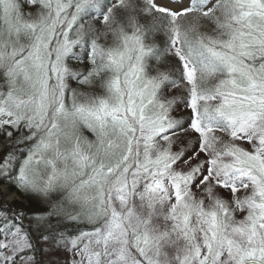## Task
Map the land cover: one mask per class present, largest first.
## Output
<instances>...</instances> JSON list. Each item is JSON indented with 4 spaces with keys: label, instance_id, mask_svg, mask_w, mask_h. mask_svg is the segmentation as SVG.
I'll return each mask as SVG.
<instances>
[{
    "label": "snow or ice",
    "instance_id": "6c2138e0",
    "mask_svg": "<svg viewBox=\"0 0 264 264\" xmlns=\"http://www.w3.org/2000/svg\"><path fill=\"white\" fill-rule=\"evenodd\" d=\"M183 2L0 0V264H264V0Z\"/></svg>",
    "mask_w": 264,
    "mask_h": 264
},
{
    "label": "trees",
    "instance_id": "16d2710c",
    "mask_svg": "<svg viewBox=\"0 0 264 264\" xmlns=\"http://www.w3.org/2000/svg\"><path fill=\"white\" fill-rule=\"evenodd\" d=\"M25 10L27 11V8ZM71 82H72L71 83L72 85H75V87H78L74 81H71ZM0 138L5 141V143H2V146H0V157H3L12 148H14V150L18 149L19 152H23L25 149L24 144H16L14 140H13L14 143L12 142L9 143L8 141L5 140L3 136H0ZM2 182L3 180H0V184ZM10 189H14V187L11 186ZM18 194L20 196V200L15 201L10 207L3 205V203L0 200V213H3L4 215H7L9 217H12L14 223L22 224L23 221L25 222L24 217H26L29 213L35 210L36 202L25 195H22L20 193ZM20 213H24L23 218L20 216ZM21 219H23V221ZM28 227L30 228V224H28Z\"/></svg>",
    "mask_w": 264,
    "mask_h": 264
},
{
    "label": "rangeland",
    "instance_id": "374dc122",
    "mask_svg": "<svg viewBox=\"0 0 264 264\" xmlns=\"http://www.w3.org/2000/svg\"><path fill=\"white\" fill-rule=\"evenodd\" d=\"M168 7H172V8H179L184 6V2L183 0H168L167 5ZM28 11V9H27ZM72 82L70 81V86L73 88H77L75 87V85L71 84ZM81 91H83L84 89H79ZM2 143H5L4 140H2L0 138V146H2ZM14 143V142H12ZM245 147H247V145H244ZM17 147V146H15ZM14 150V148L10 149V151ZM16 150V149H15ZM2 158V157H0ZM2 180V179H0ZM11 185H7L4 181L0 184V200L3 203V205L10 207L15 201H19L20 200V196L18 194V192L16 191V189H10ZM6 189V190H5ZM8 191V193H6ZM25 222L23 221V219H21L22 221V225L24 226L25 229H28V224H30L31 227V222L28 218V215L26 217H24ZM28 227V228H26ZM80 227H86L85 225H81ZM35 236V233L33 234ZM43 247V245H37V255L39 256V258L41 260L47 261L49 259V257L45 254H43L42 252H40V249ZM61 259H66L67 258V254L66 253H61L60 254Z\"/></svg>",
    "mask_w": 264,
    "mask_h": 264
}]
</instances>
